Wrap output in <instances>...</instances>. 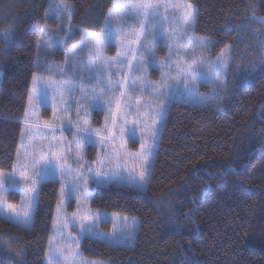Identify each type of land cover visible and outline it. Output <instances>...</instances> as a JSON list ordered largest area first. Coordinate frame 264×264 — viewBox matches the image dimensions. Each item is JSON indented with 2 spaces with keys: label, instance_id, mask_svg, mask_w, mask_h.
I'll use <instances>...</instances> for the list:
<instances>
[{
  "label": "trees",
  "instance_id": "16d2710c",
  "mask_svg": "<svg viewBox=\"0 0 264 264\" xmlns=\"http://www.w3.org/2000/svg\"><path fill=\"white\" fill-rule=\"evenodd\" d=\"M51 1L0 0L3 171L16 163L33 74L45 72L38 65L46 69L51 54L60 56L58 49L42 48L45 28L57 24L48 16ZM62 1L73 5L71 24L94 33L102 31L113 5ZM188 1L196 8V33L215 41V54L234 46L228 91L219 107L215 95L209 105L172 102L146 191L114 184L94 189L92 210L138 218L139 229L132 247L85 237L80 252L88 258L109 264H264V72L248 84L234 79L237 62L250 69L264 56V23L253 20H264V0ZM5 33L11 37L7 45ZM94 149L89 146V154ZM229 167L240 174L224 178ZM60 186L56 179L42 182L30 229L0 215V264H46Z\"/></svg>",
  "mask_w": 264,
  "mask_h": 264
},
{
  "label": "rangeland",
  "instance_id": "374dc122",
  "mask_svg": "<svg viewBox=\"0 0 264 264\" xmlns=\"http://www.w3.org/2000/svg\"><path fill=\"white\" fill-rule=\"evenodd\" d=\"M115 2L124 3V0H115ZM168 2L170 4H176L178 7L176 9H169L168 20L165 22L164 28L166 31L169 28L175 29V36L178 37L182 35L183 29V24L179 18L184 11V5L190 2L188 0H168ZM51 4L60 6L67 5L71 15H69L68 12H65L59 17H56V26H47L48 28H54L51 32L47 31L48 28H45L42 48H46L48 45L52 52L55 49H58L54 51V53H58L60 55L57 60L55 59L56 55L51 54L47 59V56L45 55L43 59L45 58L48 60L46 69L51 68V71L41 72L36 75L39 80L38 87L41 90V96L44 97L46 95L47 102L30 105L28 100L15 166L12 171H2L6 175H10L15 172L17 179L22 173L31 176L33 179H37L34 174V169H22L21 166L29 163L32 158L33 151L37 154L41 151L48 154L49 142L51 141L52 150L57 151L60 155L65 156L67 159L69 167L66 171H68L69 174L61 176L60 172L57 171L55 175H51L46 179L41 178L40 182L35 185V193H27L23 182H19L18 186L14 189H7L3 192L2 198H0V215L7 219L10 215L15 218V213H12L7 207L9 204L14 205L16 213H21L22 215V212L27 208L29 198L35 197L36 199L32 209L33 224L42 182L53 179L59 180L61 186L58 204L60 207L58 208L57 205L54 216L53 232L48 245L46 264H48L50 256V247L53 249L57 247L62 248L65 246L66 242H69V247L65 252L64 257H62V261L64 258H67L69 264H71L72 261H74L75 264H109L102 260L88 258L80 252V244L85 237L81 238L80 235L81 221L78 218L79 215H82L85 210H87L91 216L98 215L100 219L95 225L94 232L99 233L108 239H99L95 235H91L89 238L110 243V240L115 237H120L123 241L122 243L111 244L129 247H132L135 244L136 235L139 229V219L120 213L92 210L91 204L94 189L100 186H110L114 184L137 190L133 186L132 177L139 180L142 160L148 150L151 149L152 155L147 156L150 167V172L147 178L149 182L151 169L155 160L164 123L159 126V134L155 142H153L147 132L148 128L152 125V122L157 118L156 113L159 110L160 104L163 103L167 107V113L164 117L165 121L172 102L185 101L190 104L209 105L211 104L210 100L214 98L213 96L218 89L216 84L211 80H199L195 86V90L198 91L199 97L204 98L199 101L189 100L183 97H176L171 101L165 98L158 100L155 89L149 87H144L138 91L130 90L132 81L137 79V77H139L137 83L142 80L146 81L147 84L155 85L161 81L163 74L169 71V69L165 67V62L168 61L170 51L168 43L173 45L171 49L173 57L171 61V64L173 65L171 71L172 74L175 75V64L183 58V53L185 49L188 48L186 39L182 41L180 45L176 44L175 39L170 42L158 39L157 47L155 49L156 62L150 64L149 67L144 69L142 73H136L135 69L129 72L127 65L122 67L115 66L111 68L110 71L113 73H120L123 71L128 74L129 78L127 80V87L125 88L117 87L118 83H125L124 78L120 75H114L109 78L106 74L103 80L95 78V74L90 73L86 67L67 63L66 61L68 57L65 55L70 49L81 44L82 41H86L87 37L84 34L85 30L87 32L92 31L84 28H77L71 24L73 5H69L66 1L62 0H52ZM173 12L175 15H173ZM161 13L162 15L164 14L163 9L161 10ZM48 16L52 17L51 15ZM129 23L138 25L139 21H129ZM70 26L73 29L70 34L71 38L64 40L63 43H60L63 39V36L61 37V35H63L62 33L65 30H68ZM116 26L118 25L114 24V27ZM100 32L96 34L99 35ZM189 35L195 37L196 39L207 38L197 34L195 26L190 31ZM125 37L129 41L133 39L131 31L127 28L125 29ZM8 44H10V42H8ZM132 47H135V45H132ZM177 49H179L180 55L177 54ZM233 49V45H228L219 53L215 54L212 46L204 53V59L208 62V64H213L219 58H225L230 61V64H232L235 54ZM117 51V47L113 44L103 50V56L111 60L116 57ZM243 54L247 57L245 52ZM77 55L83 56L84 62L87 64L86 53L77 52ZM137 59L139 60L141 57H137ZM262 59H264L263 55L262 57L257 56V62L255 65H257ZM135 63L136 61H133V64ZM236 64L238 65V69L234 79H236L237 82H240V85L251 83L258 75H261L264 72V70L254 68V66H251L249 69L247 64H245V66L241 63L239 64L238 62ZM2 76L3 71L0 69V84ZM109 79H111L110 84L108 82ZM53 80L60 84H65L70 80L71 83L75 85L74 94L71 97L67 92H65L63 97L64 103L57 102L55 116L53 115L54 93L50 88ZM81 86L89 90V95H91L90 90L92 88H97V95H99V88L101 87L104 88L106 94L93 106L92 101H85L83 99V94L79 90ZM33 87L34 83L31 88V93ZM203 87H206L207 91H203ZM45 90L47 91L45 92ZM161 90L163 91V89ZM122 91L124 92L123 96H121ZM65 107L69 109L67 114L62 111ZM85 109H87V111H85ZM46 111L49 112L47 116L45 114ZM99 112H101L102 115H100ZM84 120L88 121V124L84 125V127L94 133L93 139L88 143L81 139L80 143L77 144L75 140L76 136L82 135L81 133H77V127H79ZM113 120H115V128L113 129L112 134L109 135L106 129L113 128ZM45 122L52 123L54 125V129L44 127ZM29 124L32 126L29 127ZM121 128L125 129L123 137L119 135ZM129 130L135 131V137L133 139L129 138ZM95 133H98V135H95ZM102 136L105 137V139L101 140ZM142 143L145 145L144 149H141ZM89 146H93L95 148V153L91 152L89 154ZM101 162L103 163L101 164ZM89 167L91 168L90 172L88 171ZM97 169H99L102 173H106V175L97 177ZM81 172L85 174L87 183H82L80 187L85 190L88 198L85 199L84 196H80L79 189L74 191L71 199L62 197V186H64L67 190V186L72 184L75 179V175ZM117 173H119V175H117ZM130 173L131 176L129 175ZM121 176L126 179L121 180ZM97 180H101L103 182L97 183ZM70 205H72V209H70ZM73 214H76L75 222L65 228L64 225L66 220H73ZM10 221L14 223V219ZM87 223L91 225L92 222L88 221ZM17 225L24 227L22 224ZM133 225L134 230L129 232V229L133 228ZM125 235L129 236L127 240H124ZM71 241H78V244L70 243Z\"/></svg>",
  "mask_w": 264,
  "mask_h": 264
},
{
  "label": "snow or ice",
  "instance_id": "6c2138e0",
  "mask_svg": "<svg viewBox=\"0 0 264 264\" xmlns=\"http://www.w3.org/2000/svg\"><path fill=\"white\" fill-rule=\"evenodd\" d=\"M178 6L176 4H170L168 0H124V3H117L114 0L113 6L109 9V18L105 21V26L97 35L94 32L84 31L87 39L82 41L81 44L70 49L65 55L68 57L67 63H72L73 65H82L86 67L90 73L95 74V78L103 80L107 74L109 78L114 75H120L124 78V84H117L119 88L127 87L128 74L121 71L120 73H113L110 71L111 68L115 66H124L127 65L129 72L135 69L136 73H142L144 69L149 67L150 64L155 63V49L157 47L158 39H163L166 42H170L175 39L176 44L180 45L185 39L188 43V48L185 49L183 53V58L175 64V75L172 74L171 61L172 57V47L171 43H168L169 57L168 61L165 62V67L169 69L166 73L163 74L161 81L158 84L150 85L146 81H140L139 77L132 81L131 91H138L144 87L154 88L157 94V99L161 98L168 99L169 101L175 99L176 97H183L189 100H202L204 98L199 97L198 91L195 90L197 82L201 79H208L214 82L217 86L218 91L215 93V98L217 100V107L222 102V97L225 92L228 91V74L231 70V64L228 59L219 58L215 63L208 64L204 59V53L210 49L215 41L207 38H199L189 35L190 31L194 28L196 23L197 12L194 6L191 3L184 5V11L180 16V21L183 24L182 35L175 36V29L169 28L167 31L164 28L165 22L168 20V11L169 9H176ZM163 9V15L161 10ZM68 12L71 15L67 5L60 6L51 4L49 6L48 15H51L53 18L59 17L63 13ZM173 15L175 13L173 12ZM253 20L257 23H264L260 18L253 17ZM129 21H139L138 25L130 24ZM114 24L118 25L114 27ZM243 29L244 25L240 26ZM131 31L133 39L129 41L125 37V29ZM73 31L70 26L68 30L63 32V39L60 43H63L64 40L70 39V34ZM11 39L10 34H4V41L7 45V42ZM115 44L118 51L116 57L109 60L103 56V50L106 47L112 46ZM135 45V47H132ZM261 50H264V42L260 44ZM79 53L87 54V64L84 62L83 56H78ZM177 54L180 55L179 49H177ZM141 57V59H137ZM133 61H136L133 64ZM207 65V66H206ZM254 68H260L264 70V59H262L257 65H254ZM39 71H51V68L41 69L38 65ZM42 79V77H41ZM109 84L111 79H109ZM33 83L34 87L32 93L29 95L28 100L30 105L40 104L42 102H47V96H41V90L38 87L39 80L37 79L36 74H33ZM50 88L54 93V103H53V115H56L57 102L64 103V93L67 92L71 97L74 94L75 85L69 82L65 84L57 83L55 80L52 81ZM163 89V91L161 90ZM80 92L83 94V99L85 101H92L93 106L97 101H99L106 93L104 88H99V95H97V88H92L91 95H89V90L85 89L83 86L80 87ZM47 90H45L46 92ZM124 95V92H121V96ZM65 114L69 112V109L65 107L62 110ZM87 111V109H85ZM167 113V107L161 103L158 112L156 113L157 118L152 122V125L148 128L147 134L152 138L153 142L156 141V138L159 134V126L163 125L164 117ZM79 115V112H78ZM88 121L84 120L82 124L77 127V133L82 135H77L75 140L79 144L80 140L83 139L86 143L91 142L93 139L94 133L89 129L85 128L84 125H87ZM32 125L29 124V127ZM44 127L48 129H54V125L49 122H45ZM115 128V120H113V128H107L106 131L109 135L112 134L113 129ZM125 134V129L121 128L119 135L123 137ZM98 135V133H95ZM128 135L130 139L135 137V131L129 130ZM105 137H101V140ZM145 145L141 144V149H144ZM152 155L151 149L148 150L147 154L144 155V158L141 163V170L139 172V180H136L135 177H132L133 186L143 192L147 190L148 175L150 172L149 161L147 156ZM103 162H101L102 164ZM22 169H34L35 176L37 179H33L31 176L21 174L17 179L15 172L10 175H6L2 170H0V198L2 194L7 189H14L18 186L19 182H23L24 187L27 193H35L37 185L41 178L46 179L51 175H55L57 171L60 172L61 176L68 175L69 165L65 156L60 155L57 151L52 150L51 141L49 142V153L40 152L37 154L35 151L32 153V158L27 165H22ZM88 171H91V168H88ZM200 170H197V174ZM231 175H239L240 173L236 168L229 167L222 174L224 178ZM106 175L97 169L96 176L100 177ZM119 175V173H117ZM131 176V173L129 174ZM209 179H215V173H205ZM110 179V178H109ZM121 180L126 179L121 176ZM103 181L97 180V183H102ZM87 183V178L84 173H78L75 175V179L72 184L67 186V190L64 186L61 188V196L67 199H71L74 194V191L79 189V195L84 196L85 199L88 198L87 193L80 185ZM205 185V190L207 189ZM35 197L29 198L27 208L21 213H16L14 205H7L9 210L12 213H15V218L10 215L8 219L13 220L16 224H22L26 229H30L32 224L33 212L32 209L35 203ZM60 205L58 204V208ZM187 215V214H186ZM80 228H81V238L89 237L95 235L99 239H108L99 233L94 232L96 223L99 221L100 217L91 216L87 210L84 211L82 215H79ZM76 214H73V220H66L64 225L65 228L69 227L75 222ZM91 221V225L87 222ZM133 228L129 229V232H132ZM129 238L128 235H125L124 240ZM123 241L120 237H115L110 240V243H122ZM70 243L78 244V241H71ZM69 242L65 243L64 247H57L49 249V259L48 264H69L67 258H64L65 252L68 250ZM16 255L19 257L22 254L17 252ZM71 264H75L74 261Z\"/></svg>",
  "mask_w": 264,
  "mask_h": 264
}]
</instances>
